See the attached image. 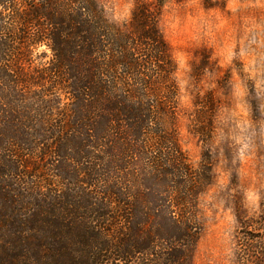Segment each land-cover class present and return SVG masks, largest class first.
Here are the masks:
<instances>
[{
    "label": "trees",
    "instance_id": "obj_1",
    "mask_svg": "<svg viewBox=\"0 0 264 264\" xmlns=\"http://www.w3.org/2000/svg\"><path fill=\"white\" fill-rule=\"evenodd\" d=\"M162 2L117 24L100 0H0V264H193L211 173L173 127ZM244 230L238 264H264Z\"/></svg>",
    "mask_w": 264,
    "mask_h": 264
},
{
    "label": "rangeland",
    "instance_id": "obj_2",
    "mask_svg": "<svg viewBox=\"0 0 264 264\" xmlns=\"http://www.w3.org/2000/svg\"><path fill=\"white\" fill-rule=\"evenodd\" d=\"M137 1L100 3L122 24ZM162 3L158 23L179 89L172 125L189 165L211 173L196 202L193 264H238V217L251 225L244 230L250 237L264 235V0ZM23 173L40 186L53 182L49 165Z\"/></svg>",
    "mask_w": 264,
    "mask_h": 264
}]
</instances>
